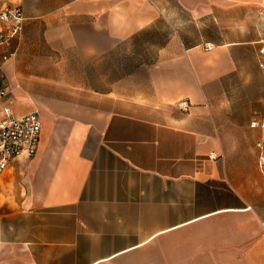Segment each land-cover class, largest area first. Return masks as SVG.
<instances>
[{
	"label": "crops",
	"instance_id": "1",
	"mask_svg": "<svg viewBox=\"0 0 264 264\" xmlns=\"http://www.w3.org/2000/svg\"><path fill=\"white\" fill-rule=\"evenodd\" d=\"M10 4L0 78L42 133L0 178V264H264V87L227 86L264 85V0Z\"/></svg>",
	"mask_w": 264,
	"mask_h": 264
},
{
	"label": "built area",
	"instance_id": "2",
	"mask_svg": "<svg viewBox=\"0 0 264 264\" xmlns=\"http://www.w3.org/2000/svg\"><path fill=\"white\" fill-rule=\"evenodd\" d=\"M26 17L20 4H10L0 8V48L24 31ZM264 54V47L261 50ZM8 60L7 56L2 57ZM179 107L186 111L187 102ZM264 127V116L256 119L251 128ZM42 121L39 111L18 116L14 111V101L7 81L0 78V178L21 157L32 159L36 156L41 140ZM259 166L264 171V139L257 143ZM214 160V154L210 155ZM264 229V216L261 219Z\"/></svg>",
	"mask_w": 264,
	"mask_h": 264
},
{
	"label": "rangeland",
	"instance_id": "3",
	"mask_svg": "<svg viewBox=\"0 0 264 264\" xmlns=\"http://www.w3.org/2000/svg\"><path fill=\"white\" fill-rule=\"evenodd\" d=\"M228 90H230V93L232 92V97H237V95H240L241 99L236 102L240 108L243 106L241 105V102H243L242 98L245 99H252V98H258L259 96L263 95V87L264 85H252V84H230L227 85ZM233 90V91H232Z\"/></svg>",
	"mask_w": 264,
	"mask_h": 264
}]
</instances>
